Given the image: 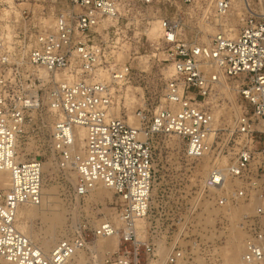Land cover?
<instances>
[{
	"label": "built area",
	"instance_id": "1",
	"mask_svg": "<svg viewBox=\"0 0 264 264\" xmlns=\"http://www.w3.org/2000/svg\"><path fill=\"white\" fill-rule=\"evenodd\" d=\"M156 2L51 0L57 4L52 29H40V24H33V13L23 10V44L10 50L0 40V171L9 172L11 178L8 190L0 187L1 260L78 264L76 257L83 253L86 260L81 264H154L152 139L174 136L182 142L186 159L210 164L200 190L213 194L219 207L256 204L253 212L240 218L245 234L241 263L264 264V227L258 220L264 215V0L252 7L243 5L234 34L222 26L232 9L231 0H182L185 12L150 19L148 10ZM209 10L218 21V31L208 43L187 40V24L195 18L198 24H207ZM192 11H200V17L190 15ZM138 21L159 24L160 43L174 77L165 85L163 106L153 110L145 104L136 110L133 115L139 126L134 127L113 111L114 87L130 82L134 75L129 65L117 62L118 47L110 40L120 24L129 27ZM220 76L233 82L241 102L225 143L216 141L215 116L206 104ZM42 109L55 118L50 150L56 166L67 171L71 165L77 173L72 197L84 200L104 186L118 198L121 223L120 228L107 220L94 227L69 228L49 255L15 226L19 206L42 204V162L21 160L19 153L30 113ZM76 126L86 132L80 153L72 150ZM114 236L116 250L98 258V239ZM184 260L183 252L176 250L166 264Z\"/></svg>",
	"mask_w": 264,
	"mask_h": 264
},
{
	"label": "rangeland",
	"instance_id": "2",
	"mask_svg": "<svg viewBox=\"0 0 264 264\" xmlns=\"http://www.w3.org/2000/svg\"><path fill=\"white\" fill-rule=\"evenodd\" d=\"M156 1L148 10L150 19L155 15L164 17L185 12L182 0ZM235 2H238L237 6ZM235 2L232 1V9L222 21L223 29L230 30L232 34L238 31V17L242 14L243 5L248 3L252 7L259 4L258 0ZM23 10H29L30 16L33 13V24H40V29L43 27L50 30L54 25L53 14L57 10V4H52L51 0H26L20 4L0 2V40L10 46V50L23 44L20 34ZM40 12L44 13L41 18L38 15ZM190 15L199 18L201 12L192 11ZM205 15L208 17L207 24H198L196 18L193 24H187L188 28L184 32L187 40L199 39L208 43L218 31L219 24L214 12L209 10ZM138 18L139 16L136 19ZM158 27L159 24L155 21L150 24L138 21L129 27L120 24L118 34L110 40L111 46L118 47L117 62L129 65L134 75L130 82L114 87L113 111L118 118L127 120L145 104L153 110L163 106L165 85L174 77V71L171 62L166 60L164 47L160 43L161 35L158 37L156 34ZM27 46L30 47L29 43ZM226 85L229 90H220L217 87L206 100L215 116L217 143L221 140L223 143L228 142L240 112L241 102L234 91L235 85L231 80H227ZM54 120V115L46 109L30 113L19 145L21 159L36 158L44 164L42 193L48 191L53 194L54 203L50 207L60 218V225L53 232L42 220L43 212L27 220L25 233L41 250L45 238L50 234L54 235L50 245L53 247L65 235L63 230L67 233L69 228L82 224H87L88 228L94 227L105 220L115 225L114 221L118 218L119 201L111 191L98 190L80 201L72 197L76 181L73 166L69 165L68 168L71 169L67 171L59 169L50 150ZM152 144L155 181L150 223L155 232L154 244L157 252L154 264H166L168 256L176 250L183 252V264H242L245 234L240 218L244 212H253L256 204L249 203L239 208L229 205L219 207L213 194L200 190V181L210 165L208 162L186 159L182 142L174 136H155ZM4 183L0 181V185L4 186ZM48 214L49 211H45L44 215ZM258 220L264 227V215ZM16 223L20 224L19 219ZM234 237L239 250L237 257L230 243ZM105 241L111 246L115 245L114 239L101 241V244L106 243ZM114 250L116 248L99 249L98 258L104 252ZM0 264L7 263L0 260Z\"/></svg>",
	"mask_w": 264,
	"mask_h": 264
},
{
	"label": "bare ground",
	"instance_id": "3",
	"mask_svg": "<svg viewBox=\"0 0 264 264\" xmlns=\"http://www.w3.org/2000/svg\"><path fill=\"white\" fill-rule=\"evenodd\" d=\"M232 1L234 3L236 0H232ZM237 1H239V0H237ZM237 3L235 4V6L238 5ZM240 17L241 16H239L238 18H240ZM156 34L158 35V37H160L161 34H160V31H159V27H158V30H157ZM226 83H227V79L225 77H223V76H220V81L217 83V87L220 90H229V88L227 87ZM127 122L131 126H134V127H136V126L138 127L139 126L138 119L133 114H131V116L128 117ZM73 135H74V145L75 144L76 145H75V147L73 145V149L72 150H73V152L80 153V152H82V149L84 148V143H85L84 140H85V137H86L85 129L80 127V126H76L74 128V130H73ZM76 147L78 148V150H75ZM21 160H23V159H21ZM42 166H44V164ZM42 168H44V167H42ZM75 174H76V178H77V173L75 172ZM0 179H2V180H0L1 182H5L4 186L0 185V187L5 189V190H8L10 188V185H11V178H10L9 172L0 171ZM75 183H76V181H75ZM98 190L111 191V190L105 188L104 186H98L95 189H93V191L88 196H90L92 193H94V192H96ZM42 194H45V195H42V204L40 206L22 205V206H19L18 209H17L16 221H17V219H19V223L20 224L18 225L16 223L15 226H16V229L21 234H23L27 239H29V236H27L26 233H25V230H26L27 224H28L27 220L31 219L32 217H34V215H36L38 213L43 212V213H41L42 220L49 225V227L51 228L52 232H53V230L55 229V227L57 225H60V218L57 216V213L55 211H52V208L50 207L51 203H54L52 201L53 200V197H52L53 194L51 192H48V191H45ZM49 208H51V209H49ZM45 211H49V214L47 216L44 215ZM229 213H231V212L229 211ZM231 214H234V212H232ZM103 220H105V219H103ZM114 223H115L116 227H121V223H120L118 218L115 219ZM64 234H65V230H63V235ZM53 236H54L53 234H50V236L45 238V240L43 242V250H41L37 245H35V244L34 245L36 247H38L44 254L49 255L50 252L52 251L53 247L56 245L55 244L53 247L50 246L51 243L54 240ZM110 239H114L115 240V245L111 246L108 243V241H105L106 243L101 244L102 243L101 241L110 240ZM29 240H30V242L32 241L31 239H29ZM234 240H235V237L233 238V240L230 241V243H231V248H232V250L234 251V253H235L236 257H237L239 255V250H238V247L236 246ZM117 245H118V237L114 236V237H111V238L98 239V241L96 243V248H97V250L106 249V248H109V247L116 248ZM49 249H50V251H49ZM85 260H86L85 259V255L83 253H79L78 256L76 257V261H77L78 264L83 263ZM1 261L5 262L7 264H11V263H8V262H6L4 260H1ZM199 263H200V261H199Z\"/></svg>",
	"mask_w": 264,
	"mask_h": 264
}]
</instances>
